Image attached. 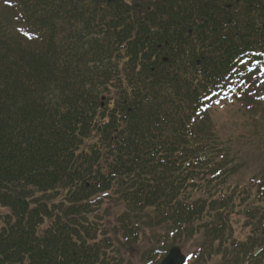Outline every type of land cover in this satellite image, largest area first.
<instances>
[{
    "label": "trees",
    "instance_id": "trees-1",
    "mask_svg": "<svg viewBox=\"0 0 264 264\" xmlns=\"http://www.w3.org/2000/svg\"><path fill=\"white\" fill-rule=\"evenodd\" d=\"M0 3V264H122L145 233L143 264H264V178L229 191L206 116L264 103V0Z\"/></svg>",
    "mask_w": 264,
    "mask_h": 264
},
{
    "label": "rangeland",
    "instance_id": "rangeland-1",
    "mask_svg": "<svg viewBox=\"0 0 264 264\" xmlns=\"http://www.w3.org/2000/svg\"><path fill=\"white\" fill-rule=\"evenodd\" d=\"M128 1L141 2V0ZM1 7L2 3H0L1 20L7 21L10 17H13L14 13L12 11H5L4 7ZM206 116L208 130L214 138L215 144L227 150L231 157L232 163L228 166L226 172V175L228 174L226 180L229 191H231V188L239 186L246 190L252 179L264 178V103L252 109L243 108V104L241 107L239 104L229 105L211 110ZM95 138L96 134L93 133L89 142L93 143ZM234 197L238 198V196ZM100 206L101 208L93 212L91 216L107 214V220H102L100 225L106 222L109 225H114V219L120 211L119 207L110 206L108 200L103 201ZM8 213V209L0 208V229L3 226V218ZM92 217L89 218V221L93 220ZM243 222V220L234 221V227L235 225L237 227V233L235 234L240 238L246 237L249 230L248 227H243ZM149 245L150 239L148 234L145 233L136 242L131 243L128 248L122 249V245L117 244L116 249L119 250L117 253L124 261L122 264H143L147 261L144 254ZM178 247L183 255L188 251V247ZM161 260L160 258L156 261V264H159ZM188 263L192 264L191 260Z\"/></svg>",
    "mask_w": 264,
    "mask_h": 264
},
{
    "label": "water",
    "instance_id": "water-1",
    "mask_svg": "<svg viewBox=\"0 0 264 264\" xmlns=\"http://www.w3.org/2000/svg\"><path fill=\"white\" fill-rule=\"evenodd\" d=\"M112 1V0H109ZM134 7L139 8V5L134 4ZM147 9V8H143ZM103 101V98L101 99ZM186 258L181 254L178 247H172L167 256L161 261L160 264H185Z\"/></svg>",
    "mask_w": 264,
    "mask_h": 264
},
{
    "label": "snow or ice",
    "instance_id": "snow-or-ice-1",
    "mask_svg": "<svg viewBox=\"0 0 264 264\" xmlns=\"http://www.w3.org/2000/svg\"><path fill=\"white\" fill-rule=\"evenodd\" d=\"M8 2V0H6V3Z\"/></svg>",
    "mask_w": 264,
    "mask_h": 264
}]
</instances>
